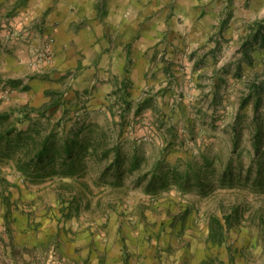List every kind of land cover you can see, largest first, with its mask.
I'll return each instance as SVG.
<instances>
[{
    "label": "rangeland",
    "instance_id": "374dc122",
    "mask_svg": "<svg viewBox=\"0 0 264 264\" xmlns=\"http://www.w3.org/2000/svg\"><path fill=\"white\" fill-rule=\"evenodd\" d=\"M22 1L0 0L3 241L42 232L43 264L99 231L127 259L192 247L203 264H264V0H138L162 4L168 37L203 42L196 68L180 50L164 84L124 68L98 97L64 79L37 104L26 84L54 79L6 30Z\"/></svg>",
    "mask_w": 264,
    "mask_h": 264
},
{
    "label": "crops",
    "instance_id": "0c3cea01",
    "mask_svg": "<svg viewBox=\"0 0 264 264\" xmlns=\"http://www.w3.org/2000/svg\"><path fill=\"white\" fill-rule=\"evenodd\" d=\"M22 3L24 6L17 9L16 17L9 23L11 27L6 29L8 34L24 50L26 45L31 50L47 46L51 53L46 72L54 80L26 84L35 104L47 99L48 90H62L60 81L64 79L72 84V93L88 89L92 90L90 97H98L101 91L114 88L111 76L123 75L124 68L134 75L136 82L141 71L142 77L155 75L157 82L164 84L166 72L172 73L177 62V51H187L183 65L187 72H192L195 66L190 64V58L203 44L196 35L181 41L168 37L162 18L165 14L158 12L162 4L144 1L140 5L138 0H25ZM147 83L143 79L142 87ZM105 234L99 231L90 234L91 238L73 240L72 237L59 248L60 252L68 264H203L204 261L203 255L194 254L192 247L177 250L172 258H155L153 247L136 245L130 246V250L140 258H132V254L127 259L120 238L118 243H113L114 239L106 240ZM112 235L116 236V229ZM3 239L0 233V264H43L42 232L18 235L12 244Z\"/></svg>",
    "mask_w": 264,
    "mask_h": 264
},
{
    "label": "built area",
    "instance_id": "2783aa9c",
    "mask_svg": "<svg viewBox=\"0 0 264 264\" xmlns=\"http://www.w3.org/2000/svg\"><path fill=\"white\" fill-rule=\"evenodd\" d=\"M32 57L35 62H45L47 60H51V53L47 46L42 47L40 49L33 50Z\"/></svg>",
    "mask_w": 264,
    "mask_h": 264
}]
</instances>
